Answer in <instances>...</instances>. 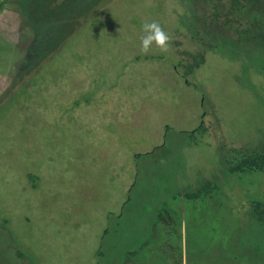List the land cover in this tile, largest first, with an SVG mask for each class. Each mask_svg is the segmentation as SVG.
I'll use <instances>...</instances> for the list:
<instances>
[{"label": "rangeland", "instance_id": "rangeland-1", "mask_svg": "<svg viewBox=\"0 0 264 264\" xmlns=\"http://www.w3.org/2000/svg\"><path fill=\"white\" fill-rule=\"evenodd\" d=\"M195 8L11 0L0 11V103L14 81L33 70L37 81L0 109V264H23L18 254L26 264H164L154 242L163 208L178 213L170 242L193 264H264L252 209L264 205V174L226 164L264 146V33L242 44L218 30L210 49L192 36ZM263 13L253 0L240 16L259 25ZM145 21L170 35L167 53H141ZM174 43L205 46L206 63L188 74ZM206 181L210 196H183Z\"/></svg>", "mask_w": 264, "mask_h": 264}, {"label": "trees", "instance_id": "trees-1", "mask_svg": "<svg viewBox=\"0 0 264 264\" xmlns=\"http://www.w3.org/2000/svg\"><path fill=\"white\" fill-rule=\"evenodd\" d=\"M194 1L196 7L194 9L195 14L193 17L195 32L192 36L197 38L198 36L203 35L200 39V42L204 43V45H207V41L211 40L212 44H208L211 45L208 46L210 49L215 47L214 42H216L218 39L217 37L223 36H218V30L230 35V39L232 41L242 44H246L245 42H249L251 39L253 40L254 37L257 39L256 34L264 33V24H262L264 18L259 20V25H257L255 24V21H247L240 16V13L243 12L250 4H252L253 0ZM209 2H211L212 5L207 9L205 5H207ZM10 3L11 0H0V11L5 10ZM200 10H203L204 12L201 13ZM174 44L178 46H175V52L177 55L184 56V59L181 60V64L185 66L188 74L192 73L195 69H200L202 65L206 63L205 46L199 50L195 48V50L192 51L191 48H188L187 50L182 49L183 45H180L179 43ZM186 60H191L193 63L191 65H185ZM34 73L35 71L33 70L30 75L25 76L23 80L19 82L14 81L10 90L7 92L8 98L5 97V99H1L2 101L0 103V109L9 103L11 104V107H13L18 102V100H16L18 95H26V93L28 95L30 88L37 85V81L32 79ZM205 131L206 127L203 124L195 132L204 133ZM233 157L230 159L227 158L226 161L228 172L232 175L251 176L255 174H264V146L250 151L234 150ZM29 177L31 179L30 175ZM216 190L217 187L215 184L210 181H206L196 192L185 193L183 196H185L188 200H196L204 196H210ZM252 209L255 218L260 224L264 226V205L256 201L252 205ZM179 225V215L175 210L163 208L158 213L156 220L158 239L154 241L156 245L155 256L158 253L164 254V264H193L195 261L191 254L184 255L183 253L179 252V246H173L170 242L177 236V229ZM183 237L187 239L188 234L185 232ZM191 245H193L192 247L197 250V247L193 243ZM196 252L197 251H194V253ZM18 255L20 259L23 260V264H26L27 258L24 255ZM145 260L146 255L144 256L143 261Z\"/></svg>", "mask_w": 264, "mask_h": 264}, {"label": "clouds", "instance_id": "clouds-1", "mask_svg": "<svg viewBox=\"0 0 264 264\" xmlns=\"http://www.w3.org/2000/svg\"><path fill=\"white\" fill-rule=\"evenodd\" d=\"M143 35L140 38L142 54L147 55L152 51L153 45L161 53H167L170 49L171 37L158 21H145L142 24Z\"/></svg>", "mask_w": 264, "mask_h": 264}, {"label": "flooded vegetation", "instance_id": "flooded-vegetation-1", "mask_svg": "<svg viewBox=\"0 0 264 264\" xmlns=\"http://www.w3.org/2000/svg\"><path fill=\"white\" fill-rule=\"evenodd\" d=\"M204 114V113H203ZM203 125V122H201V124H200V126H202ZM34 187H35V185H34Z\"/></svg>", "mask_w": 264, "mask_h": 264}]
</instances>
